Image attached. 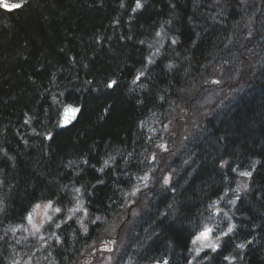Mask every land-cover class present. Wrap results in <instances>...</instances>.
<instances>
[{"label":"trees","instance_id":"16d2710c","mask_svg":"<svg viewBox=\"0 0 264 264\" xmlns=\"http://www.w3.org/2000/svg\"><path fill=\"white\" fill-rule=\"evenodd\" d=\"M139 2L0 0V264H264V0Z\"/></svg>","mask_w":264,"mask_h":264},{"label":"snow or ice","instance_id":"6c2138e0","mask_svg":"<svg viewBox=\"0 0 264 264\" xmlns=\"http://www.w3.org/2000/svg\"><path fill=\"white\" fill-rule=\"evenodd\" d=\"M3 6L6 7V8H9V7H10V9L21 8V7H23V0H21L20 3H15V4H12V5H10V6L7 5V4H4ZM141 6H142V5L140 4L139 0H137L136 8H134L133 11H135V10L138 9V8H140ZM174 42H175V41H174ZM141 75H142V74H141ZM214 82L218 83V81H214ZM114 84H115V81H112L111 83H109L108 87L111 88V87H113ZM66 111H67V110H66ZM71 111H72L73 114H75V112L79 111V109H72ZM68 119H69L68 117H65V120H64V123H65V124L68 123ZM161 147H163V146H161ZM240 175H241V176H251L252 173L246 171V172H241ZM164 183H165V184L168 183V178H167V177L165 178ZM76 191L78 192L79 189H77ZM37 207H39V205H37ZM46 207H51V201H49V203H48V205H47ZM56 211L59 212L60 209L57 208ZM28 219H29V222H31V214H29ZM34 227H36V226L34 225ZM233 227H234V226L230 225L229 228H228V231L222 233L221 235H223V236H227L229 233L232 232ZM37 230H38V229H37ZM212 231H213V230H212L211 228L205 226L204 229H203L202 231H200L199 234L193 239V243L195 244V243H197L198 241L203 242V246H204V247H206V248H211L212 251H216V250L219 248V246H220V245H219L220 236H217V237L215 238V241H212V240L210 239V236H211ZM237 247H238V248H244L245 245H244V244H239V245H237ZM197 251L199 252V249H197ZM225 259H229V258H228V257H225ZM165 264H166V262H165Z\"/></svg>","mask_w":264,"mask_h":264},{"label":"rangeland","instance_id":"374dc122","mask_svg":"<svg viewBox=\"0 0 264 264\" xmlns=\"http://www.w3.org/2000/svg\"><path fill=\"white\" fill-rule=\"evenodd\" d=\"M7 5L10 6L12 4L7 3ZM176 129H177V131L175 132L176 133L175 135L177 136L179 134V136L181 137L182 136L181 134L184 132L183 128L181 127V129L179 131V126H176ZM168 130L171 132L170 134H172L173 131L175 130V126H173L172 128L169 126ZM172 143H173V139L168 140V138H167L165 141L160 143L159 148H160V150L165 152L166 155H170V156L174 155L176 153V152H174V151H176V149L173 150L174 147L171 145ZM161 146H163V147H161ZM153 155L156 157V153H154ZM151 158H153V157L151 156ZM166 177L168 178V181H169L171 175L169 177L165 175L163 177V182H164ZM46 206H47L46 204L40 205V207L33 210L32 215H31V222H30L31 225L30 226H32L33 228H36L39 225V223H41V221L49 214V212L52 211V208L46 207ZM34 225L36 227H34ZM201 244L203 245V242H201Z\"/></svg>","mask_w":264,"mask_h":264},{"label":"water","instance_id":"95a60500","mask_svg":"<svg viewBox=\"0 0 264 264\" xmlns=\"http://www.w3.org/2000/svg\"><path fill=\"white\" fill-rule=\"evenodd\" d=\"M72 109H79L80 110V107L78 105L76 106L73 104H67L62 108L61 113H60V119H59V126L60 127H66L75 121V119L78 116L79 111H77V112H75V114H73L71 111ZM65 117L69 118L68 123H66V124L64 123Z\"/></svg>","mask_w":264,"mask_h":264}]
</instances>
